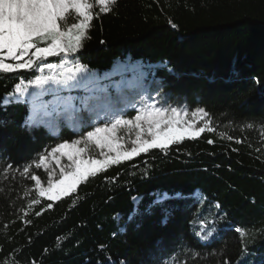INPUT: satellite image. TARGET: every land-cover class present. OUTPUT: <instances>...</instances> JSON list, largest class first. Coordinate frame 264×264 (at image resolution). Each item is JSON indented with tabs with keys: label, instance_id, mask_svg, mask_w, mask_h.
I'll return each mask as SVG.
<instances>
[{
	"label": "trees",
	"instance_id": "obj_1",
	"mask_svg": "<svg viewBox=\"0 0 264 264\" xmlns=\"http://www.w3.org/2000/svg\"><path fill=\"white\" fill-rule=\"evenodd\" d=\"M88 37L64 65H85L79 76L140 69L124 72L127 80L136 76L126 104L118 105L124 118L144 103L189 114L202 108L214 132L113 165L54 202L36 195L30 177L0 178V264H160L172 253L176 264H264V0H117L92 21ZM42 63L60 65L61 56ZM40 74L34 68L0 75V167L22 170L59 143L110 123L92 114L80 127L61 118L56 135L43 126L27 129L34 94L44 101L57 92L85 94L46 85L28 91L23 103L3 106L16 83L28 86ZM31 171L45 181L42 168ZM160 193L173 197L163 206L166 223L162 207L145 211ZM34 199L40 203L29 208Z\"/></svg>",
	"mask_w": 264,
	"mask_h": 264
},
{
	"label": "snow or ice",
	"instance_id": "obj_2",
	"mask_svg": "<svg viewBox=\"0 0 264 264\" xmlns=\"http://www.w3.org/2000/svg\"><path fill=\"white\" fill-rule=\"evenodd\" d=\"M116 3L117 0H0V75L30 71L34 68L43 73L45 67L52 73L58 67L63 68L67 63L66 58L80 51L83 42L89 38L88 32L92 21L99 18L100 14L113 11ZM95 6H98V12L93 11ZM172 27L175 28L176 25L172 24ZM56 56H61L60 65L48 63L44 67L40 66L42 61ZM124 72L136 74L140 73V69L137 66H127L120 70L114 69L103 77L95 74L81 77L78 74L87 73V67L77 63L75 70L67 68L60 73L59 78L49 74L37 76L34 81H29L28 86L37 88L52 82L63 89L69 91L81 89L85 93L83 96H61L57 92L49 101L40 98L43 93L34 94L29 101V114L24 121V126L29 130L43 126L48 128L51 134L56 135L57 121L61 118L74 122L77 127L84 126L87 121L80 115L82 112L94 114L97 119L103 116L110 117L111 120L104 126L87 131L80 139L59 143L51 151L40 154L38 159L25 164L22 170L14 169L12 164L0 167V178L11 179L17 172L22 178L30 177L35 184L33 191L39 197L54 202L62 196L71 195L82 181L97 176L113 165L132 160L153 149L167 151L170 146L185 139L199 138L205 131L214 132L210 114L202 108L195 109L191 113L192 120L189 121L186 119L189 115L186 109L144 103L142 107L136 108L137 114L134 118H124V109L118 105L126 104L125 89L134 87L136 81V76L133 80L125 79ZM117 75L121 78L113 79ZM28 86H25L22 80L16 83L13 91L3 98V106L7 108L12 104L23 103ZM252 127L251 124L247 125L249 129ZM122 128L136 130L130 149L124 147L119 142L120 138H117V132ZM261 134L264 135V129L261 130ZM207 143L213 144L214 141L209 139ZM236 143L242 141L236 140ZM90 145L101 150L100 155L103 158L91 157ZM49 157L58 166L61 165L60 157H66L71 170L65 171L61 166V178L56 181H53L52 174L49 173L48 186L44 187L39 175L33 174L31 170L33 167L47 169ZM27 195L26 191L25 196ZM175 195L180 196L179 193ZM172 198L168 193H160L147 205L145 211L151 213L156 207L163 208L166 201ZM132 199L135 204H139L138 197ZM39 203V199L31 200L28 207ZM47 207L51 208L52 204L49 203ZM138 211L136 208L129 215L130 222L134 221ZM163 211L166 223L168 210L163 208ZM27 214L24 212L25 216ZM201 226L203 227V223ZM236 231L242 238L246 235L239 228ZM196 235L200 236V233L197 232ZM212 235L213 233L209 231L202 239L207 240ZM245 248L246 245L241 249L242 255ZM160 264H176L175 254L162 258ZM222 264H232V261L224 260ZM240 264H247V261L241 260Z\"/></svg>",
	"mask_w": 264,
	"mask_h": 264
},
{
	"label": "rangeland",
	"instance_id": "obj_3",
	"mask_svg": "<svg viewBox=\"0 0 264 264\" xmlns=\"http://www.w3.org/2000/svg\"><path fill=\"white\" fill-rule=\"evenodd\" d=\"M72 56V55H71ZM57 57V56H56ZM70 57V56H69ZM68 57V58H69ZM51 58V57H49ZM47 58V59H49ZM41 67H44L45 65L42 63L40 65ZM69 67L67 66H64L63 68H57L55 70H53L52 73H49V71L46 69L45 67V74H40V75H49V74H52V75H55L56 77L58 76V74H60L62 72L63 69H67ZM39 71V70H38ZM48 85V86H53L55 85L54 83L52 82H49L48 84H45L43 85V87L41 88H37V87H34V86H30V88L28 89V91H32V92H35V93H40L43 91L44 87ZM27 94V93H26ZM83 117L85 119H87L88 117H92V114L88 113V112H85V114H83ZM188 119L189 121L192 120V116H191V113L188 115V117L186 118ZM200 126H202V122H200ZM94 130V129H93ZM135 135H136V130L135 129H132V130H127V129H120L118 132H117V138H120L119 139V142L124 145V147L130 149L132 147V144H131V141L135 139ZM81 147H83V145H81ZM100 151L99 149L95 148L94 145H90L89 146V155L93 158H103L101 155H100ZM105 152L107 151V149L104 150ZM57 157H59V154L57 153L56 154ZM87 158V157H86ZM60 160H61V165L58 166L55 161L49 157L48 159V168L47 169H43L44 171V174H45V181L42 182L43 186L44 187H47L48 186V180H49V173L52 174V179L53 181H56L58 179L61 178L60 176V170H61V166H63L65 168V171H69L71 170L70 167H69V161L67 160L66 157H60ZM37 195V193H36ZM38 196V195H37ZM39 197V196H38ZM63 197V196H62ZM41 199H44L42 197H39ZM46 200V199H45Z\"/></svg>",
	"mask_w": 264,
	"mask_h": 264
}]
</instances>
